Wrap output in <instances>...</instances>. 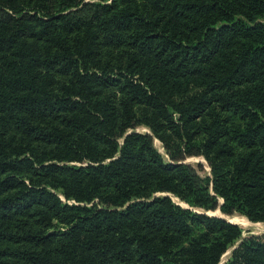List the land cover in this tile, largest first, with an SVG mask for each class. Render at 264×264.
Listing matches in <instances>:
<instances>
[{
    "label": "trees",
    "instance_id": "obj_1",
    "mask_svg": "<svg viewBox=\"0 0 264 264\" xmlns=\"http://www.w3.org/2000/svg\"><path fill=\"white\" fill-rule=\"evenodd\" d=\"M217 210L264 224V0H0V264H264Z\"/></svg>",
    "mask_w": 264,
    "mask_h": 264
},
{
    "label": "rangeland",
    "instance_id": "obj_2",
    "mask_svg": "<svg viewBox=\"0 0 264 264\" xmlns=\"http://www.w3.org/2000/svg\"><path fill=\"white\" fill-rule=\"evenodd\" d=\"M138 131L139 132H146V129L140 128ZM154 145L159 150V152H161V153L163 152L161 145L158 141H154ZM186 162L189 163L190 165H192L197 170L198 174L201 177L209 176V168L207 167L205 161L202 158H190ZM235 216H239V215H235ZM240 227L243 230V236L244 237H246L250 234L258 235V236L264 235V226L262 227V229L258 228V227H254V226H246V227L240 226ZM226 257H227V254L223 256L221 262L225 261Z\"/></svg>",
    "mask_w": 264,
    "mask_h": 264
},
{
    "label": "bare ground",
    "instance_id": "obj_3",
    "mask_svg": "<svg viewBox=\"0 0 264 264\" xmlns=\"http://www.w3.org/2000/svg\"><path fill=\"white\" fill-rule=\"evenodd\" d=\"M228 219L233 221L234 223H237L240 226H245V227L254 226L262 229V227L264 226L263 223H250L246 218L241 216H232V217H228Z\"/></svg>",
    "mask_w": 264,
    "mask_h": 264
},
{
    "label": "water",
    "instance_id": "obj_4",
    "mask_svg": "<svg viewBox=\"0 0 264 264\" xmlns=\"http://www.w3.org/2000/svg\"><path fill=\"white\" fill-rule=\"evenodd\" d=\"M207 214L214 215V216H218V217L223 218L224 220H226V221H228V222H230V223H233V224L238 225L237 223H234L233 221L229 220V219H228V216H224V215H222V214L220 213L219 210H217L215 213H207ZM235 248H236V246L232 247V248H231L226 254H227V255L230 254L231 251L234 250ZM226 254H225V255H226ZM223 262H224V261H223ZM223 262H220L219 264H222Z\"/></svg>",
    "mask_w": 264,
    "mask_h": 264
}]
</instances>
